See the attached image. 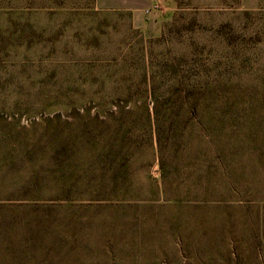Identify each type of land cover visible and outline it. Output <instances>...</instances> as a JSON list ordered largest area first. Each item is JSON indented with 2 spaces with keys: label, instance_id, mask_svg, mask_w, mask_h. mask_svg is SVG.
Wrapping results in <instances>:
<instances>
[{
  "label": "rangeland",
  "instance_id": "1",
  "mask_svg": "<svg viewBox=\"0 0 264 264\" xmlns=\"http://www.w3.org/2000/svg\"><path fill=\"white\" fill-rule=\"evenodd\" d=\"M212 63L238 151L169 201L153 146L121 168L113 136L145 80ZM0 264H264V0H0Z\"/></svg>",
  "mask_w": 264,
  "mask_h": 264
},
{
  "label": "trees",
  "instance_id": "2",
  "mask_svg": "<svg viewBox=\"0 0 264 264\" xmlns=\"http://www.w3.org/2000/svg\"><path fill=\"white\" fill-rule=\"evenodd\" d=\"M219 68L217 63L190 66L183 80L172 79L168 95L155 78L145 80L138 123L120 121L113 136V142L119 145L114 156L122 160L117 162L121 168H131L141 147L153 146L159 192L170 196L169 201H178L176 192L193 197L210 192L216 184L212 180L229 172L237 154V147L222 142L227 132L225 117L239 105L236 99L223 96L226 80ZM122 104L125 115H134L129 103ZM206 112L208 121L201 118Z\"/></svg>",
  "mask_w": 264,
  "mask_h": 264
},
{
  "label": "crops",
  "instance_id": "3",
  "mask_svg": "<svg viewBox=\"0 0 264 264\" xmlns=\"http://www.w3.org/2000/svg\"><path fill=\"white\" fill-rule=\"evenodd\" d=\"M124 2H128V1H131V0H123ZM143 1H145V2H147V3H149V4H151L152 2H153V0H143ZM149 14V13H148Z\"/></svg>",
  "mask_w": 264,
  "mask_h": 264
},
{
  "label": "built area",
  "instance_id": "4",
  "mask_svg": "<svg viewBox=\"0 0 264 264\" xmlns=\"http://www.w3.org/2000/svg\"><path fill=\"white\" fill-rule=\"evenodd\" d=\"M149 12H150V10H146V11H145V13H147V14H148Z\"/></svg>",
  "mask_w": 264,
  "mask_h": 264
}]
</instances>
